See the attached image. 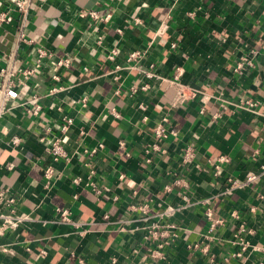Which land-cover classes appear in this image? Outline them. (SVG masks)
Segmentation results:
<instances>
[{"label": "crops", "instance_id": "obj_1", "mask_svg": "<svg viewBox=\"0 0 264 264\" xmlns=\"http://www.w3.org/2000/svg\"><path fill=\"white\" fill-rule=\"evenodd\" d=\"M91 11L111 16L105 21ZM163 20L165 32L153 38ZM21 23L15 14L0 25V67L15 48ZM24 29L72 63L60 71L65 88L55 94L48 91L51 61L29 81V94L41 96L40 114L20 104L26 94L0 118V187L19 194V211L30 217L0 234V264H73L72 253L89 264H264V177L226 193L230 176L244 179L264 163V0H32ZM114 48L118 53L109 60ZM135 50L144 52L141 69L155 63L161 74L173 76L182 67L181 81L195 96L172 107L175 90L165 83L132 92L142 75L129 68ZM18 52L16 66L34 58L28 44ZM242 57L253 64L240 72ZM65 115L74 119L65 140L70 157L54 163L48 188L43 168L52 160L39 136L48 126L58 133ZM163 116L176 134L159 139L155 129ZM13 136L22 142L11 144ZM189 143L196 151L193 164L182 160ZM220 155L230 160L217 175L213 162ZM181 175L188 187L173 182ZM92 180L108 189L96 194ZM143 204L150 209L147 220L136 209ZM169 205L180 209L162 223L176 224L177 238L156 257L157 242L145 237L146 228ZM59 207L69 208L78 224L57 222ZM214 219L221 221L211 229ZM241 221L250 244L235 256Z\"/></svg>", "mask_w": 264, "mask_h": 264}, {"label": "built area", "instance_id": "obj_2", "mask_svg": "<svg viewBox=\"0 0 264 264\" xmlns=\"http://www.w3.org/2000/svg\"><path fill=\"white\" fill-rule=\"evenodd\" d=\"M1 1V0H0ZM0 2V25L10 22L14 19L15 14H19L20 19L22 20L21 27L16 35V44L15 48L11 49V52L7 55V64L6 66L0 67V118L7 114L10 110L18 105L17 99H25L22 103V106H25L27 112L33 115L40 114L42 110V105L40 103L41 96L39 93L33 91L32 94H29L31 85L29 81L37 79L43 68L46 65L45 63L51 61L48 75L52 80V87L49 88L50 94H55L65 87L61 84L62 76L60 71L64 68H69L72 63V58L69 55H63L60 58H56L54 53L48 47L38 44L33 38L27 36L24 29V25L28 19L30 11L32 10V0H5ZM6 5V6H4ZM90 15L94 18H100L101 20H108L111 16L110 13H107L105 16H102L99 11H91ZM170 17V15H168ZM139 21V19H136ZM167 23L165 20L161 22L160 27L155 31L153 38L157 36H162L165 32ZM119 32H122L121 29H118ZM102 36H99L98 40L101 41ZM28 44L32 47V52L34 53V58L29 64H22L16 66L13 64V59L16 57L18 50L21 46ZM176 43L171 44V48H175ZM255 52V51H253ZM117 49L114 48L111 53L108 55L109 60H114L117 54ZM144 57V52L141 50H135L131 52L127 58L128 61L133 62V65L129 68H140L141 69V60ZM4 56L0 54V60ZM253 64V59H248L247 57H242L241 60L236 65V70L242 71L244 65ZM49 66V64H47ZM120 65H116V69H119ZM181 70L182 67H177L176 73L173 76L161 74L155 63H151L147 69H141L142 75L137 84L131 87L132 92L140 91H150L154 84H167L168 87L175 90L174 98L171 102L172 107L183 104L188 98L195 96V90L188 84H185L181 81ZM119 93L120 91L117 90ZM86 102V98L83 99ZM29 104H32L31 107ZM86 104V103H85ZM250 105H255V102H249ZM203 111V110H202ZM219 113L213 114L214 117H217ZM168 117L163 116L161 120L156 125L155 135L159 139L167 138L170 134H176V131L167 126ZM74 123V119L71 116L65 115L62 122L56 126L59 128L58 133H52V126H48L40 134L39 140L45 144V148L51 157V162L47 163L43 168V176L45 186L50 188L53 184L55 167L54 163L60 161L61 159H69V152L65 147V140L67 137V132ZM11 144L18 145L22 142L20 136H13L10 140ZM104 146L103 143H100L97 147L93 148L91 151L93 153L97 152ZM157 147V146H156ZM196 158V151L193 144L189 143L185 146L184 152L182 154V160L184 163L193 164ZM230 157L228 155H220L216 162H213L215 167V174H219L221 171V164L223 162L229 161ZM95 173L92 170L91 175ZM264 177V163L261 164L258 171L249 170L246 172L244 179H238L230 176L228 178V186L226 188V193H231L232 191L243 188L257 181L261 180ZM76 183L80 182V178H74ZM91 189L96 194H102L105 190L108 189L106 185H99L94 180L90 181ZM176 185H181L182 187H188V180L186 176H176L173 181ZM167 190L171 189V185H166ZM19 202L20 196L14 192L10 186H1L0 187V234H4L6 231L17 228L19 225L23 224L30 220V217L26 213H21L19 211ZM136 208V207H135ZM136 209H139L145 220L149 219L148 213L150 211L147 204L138 206ZM180 208L177 206L169 205L164 210L156 213L154 215L158 219L152 222L146 228L145 237L147 239H155L157 242L158 249L154 250V255L163 256L162 250L165 246L173 245L177 238L175 232L176 224H163L162 221L168 216L173 215ZM57 222L61 223H73L77 225L78 223L73 220L72 212L69 208L59 207L57 208ZM209 217L212 218V213L207 212ZM232 216L240 219V215L234 210ZM105 219L109 218V214H106ZM221 220L214 219L211 222V229H213L217 223ZM137 229V227L135 228ZM248 230L245 225V221L238 223L235 230V242L240 244V248L234 252L235 256H241L243 252L249 247V241L246 238ZM7 250V248H3ZM264 250V248H262ZM43 254L46 251H42ZM73 264H89L86 258L82 255L72 253L71 254Z\"/></svg>", "mask_w": 264, "mask_h": 264}]
</instances>
